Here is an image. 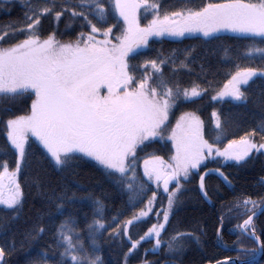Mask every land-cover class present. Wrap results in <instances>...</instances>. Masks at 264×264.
Here are the masks:
<instances>
[{
	"label": "snow or ice",
	"instance_id": "snow-or-ice-1",
	"mask_svg": "<svg viewBox=\"0 0 264 264\" xmlns=\"http://www.w3.org/2000/svg\"><path fill=\"white\" fill-rule=\"evenodd\" d=\"M14 2L22 15L0 27V95H26L30 106L23 115L6 109L8 118L0 120L11 155L0 160V264H13L18 253L24 264H107L105 244L126 249L118 264H131L145 242L154 240L153 250L166 245V252L199 242L195 232L168 233L171 218L189 184L198 199L213 203L214 194L234 184L228 168L264 156V111L237 134L214 107L211 137L195 112H182L174 124L171 117L181 104L208 95L243 104L250 82L264 80V0H5L7 12ZM154 37L196 40L205 55L197 58L195 46L182 56L179 50L146 55L141 50ZM225 39L236 43L224 48L216 67L209 48ZM229 48L238 55H228ZM229 65L235 70L221 88L216 76ZM165 133L167 159L141 155ZM33 158L58 173L74 162L91 163L120 193L122 206L110 205L106 194L79 195L84 190L67 177L56 184L32 177ZM25 174L40 206L22 219L28 194L18 177ZM211 176L217 185H209ZM257 183L255 194L233 193L227 212L239 220L232 232L264 251V176ZM225 218L222 211L217 242ZM138 224L148 227L133 236ZM208 264L245 262L224 257Z\"/></svg>",
	"mask_w": 264,
	"mask_h": 264
},
{
	"label": "trees",
	"instance_id": "trees-1",
	"mask_svg": "<svg viewBox=\"0 0 264 264\" xmlns=\"http://www.w3.org/2000/svg\"><path fill=\"white\" fill-rule=\"evenodd\" d=\"M196 2H199V0H196ZM0 5H4V8L0 9V27H3L9 22H14L17 17L22 15V10L18 3H13L10 13L6 10L8 5L5 4V0H0ZM140 15L141 18H143L145 14L141 11ZM48 26L49 22L45 20V30ZM61 29H63L62 24ZM224 35L226 37H231L233 34L225 33ZM68 38V36L63 37L64 40ZM235 43L236 41L232 39H225L223 42L211 46L209 48L211 55L208 58L212 64L216 67H220L217 62L221 56L225 55L224 48ZM188 46H195L197 48L196 53H194L197 58L205 55L204 48L199 46L196 40L185 38L175 40L171 37L153 39L149 48L142 52L146 55L154 56L161 51L167 55L172 52V50H179L177 55L182 56L183 50ZM227 54L230 56L238 55L235 48H229ZM229 70L235 69L230 65L229 67L220 69L219 75L216 76L219 87H223L226 73ZM182 79L184 82H188L190 78L185 75ZM225 101H212L210 95L204 96L202 99H194V102L181 104L179 107L175 108L171 121L174 123L182 112H195L196 115L205 122V126L208 128V135L211 137L214 135L212 131L214 127L213 124L210 123L211 112L215 107L218 111L222 112V120L227 123L229 133L242 134V128L250 126L246 124V122L258 119L262 111H264V80L255 78L254 82H250V86L248 87V100L245 103L237 104L236 102ZM29 106L30 99H28L26 95L15 98L0 95V120L8 118V113L5 111L6 109L16 115H23L29 109ZM3 133L4 126L0 123V160L11 159V155L4 151L7 144L6 137ZM230 138L232 137L230 136ZM169 148L170 143L168 141L162 142L155 140L154 143L147 144L143 152H141V155L143 156L145 153L155 152V154L167 159ZM210 166L213 165L210 164ZM31 170V176L38 177L43 182L56 184L67 177L68 180L79 184L84 190L78 193L79 195H84L89 191L97 194H106L110 205L114 200L116 206H122L123 201L120 193L112 189L106 177L93 167L91 163L74 162L68 166L64 173H58L52 170L47 161L33 158ZM227 171L234 178V184L232 187L224 186L221 188L219 198L214 194L212 197L213 203L198 199L195 191V183L189 184L187 187L191 189V191L185 193L181 198V206L175 215L172 216L171 223L168 225V233H172L173 230L178 229L183 232L191 231L200 234L199 242L194 239L188 240L183 249L179 252H166L164 250L166 245L162 246L160 249L153 250L154 240L152 242H145L131 258V264H139L140 260H146L150 262V264H208L210 260L214 262L216 259L222 260L224 257H232L239 260L252 258L254 255L249 250L255 249L256 246L243 236H238V234L232 232L234 226L239 223V220L236 218L235 212H227V206L233 201V193L243 191L255 194L260 191V186L257 181L261 176H264V156L254 157L242 167H230ZM19 180L24 186L25 192L28 194L24 204L23 219L32 215L35 209L40 206V199L36 189L34 187L29 188L28 185L31 183V178L27 174L21 175ZM218 182V178L215 176L208 178L210 186H215ZM124 199L126 200V197H124ZM222 202L225 205L224 208H222ZM0 208H2V206H0ZM222 211H224L226 215L223 226L224 237L222 241L217 242L215 229L220 226L219 217ZM259 221L264 223V215L259 216ZM147 227V224H138L132 229L133 236L142 234ZM225 245H227V248ZM241 245H243L242 250H240ZM124 250L126 249L118 245L109 247L105 244L103 255L107 264H118V260ZM238 250L239 254H237ZM11 259L13 264H24L25 254L18 253L11 257ZM251 264H264V251L262 256Z\"/></svg>",
	"mask_w": 264,
	"mask_h": 264
},
{
	"label": "water",
	"instance_id": "water-1",
	"mask_svg": "<svg viewBox=\"0 0 264 264\" xmlns=\"http://www.w3.org/2000/svg\"><path fill=\"white\" fill-rule=\"evenodd\" d=\"M253 252L256 254V256L253 258V259H251V260H245L244 262H245V264H250V263H252V262H255L256 260H258L260 257H261V255H262V251L261 250H253ZM233 259H235V260H237L236 258H233ZM237 261H239V260H237Z\"/></svg>",
	"mask_w": 264,
	"mask_h": 264
},
{
	"label": "rangeland",
	"instance_id": "rangeland-1",
	"mask_svg": "<svg viewBox=\"0 0 264 264\" xmlns=\"http://www.w3.org/2000/svg\"><path fill=\"white\" fill-rule=\"evenodd\" d=\"M160 38H163V37H154V38H151L152 40L153 39H160ZM171 38H173V37H171ZM173 39H175V40H179V39H183V38H173ZM145 49H142L141 51H144ZM255 79V78H254ZM228 98H225V100H227ZM175 123V122H174ZM174 123H172V124H174ZM213 127H215V125L213 124ZM155 140H158V141H162V142H167V133H165V138H164V140H160L159 138H156ZM209 167H212V166H210L209 165ZM18 179H19V177H18Z\"/></svg>",
	"mask_w": 264,
	"mask_h": 264
}]
</instances>
